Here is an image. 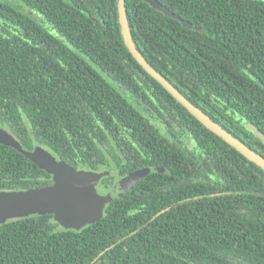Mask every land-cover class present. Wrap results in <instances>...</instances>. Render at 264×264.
I'll return each mask as SVG.
<instances>
[{
  "label": "trees",
  "instance_id": "1",
  "mask_svg": "<svg viewBox=\"0 0 264 264\" xmlns=\"http://www.w3.org/2000/svg\"><path fill=\"white\" fill-rule=\"evenodd\" d=\"M158 1L178 18L126 0L141 56L264 159L249 128L264 136V0ZM0 127L72 169L109 172L102 194L151 171L80 231L53 215L0 225V264H264V170L136 61L118 0H0ZM52 185L0 143V192Z\"/></svg>",
  "mask_w": 264,
  "mask_h": 264
},
{
  "label": "water",
  "instance_id": "2",
  "mask_svg": "<svg viewBox=\"0 0 264 264\" xmlns=\"http://www.w3.org/2000/svg\"><path fill=\"white\" fill-rule=\"evenodd\" d=\"M145 1L170 17L178 18L158 0ZM118 12L124 42L143 69L208 130L264 170V159L261 156L246 147L240 140L233 137L190 103L141 56L134 44L130 31L126 13V0H118ZM181 22L185 27L193 28L191 24L182 20ZM249 128L264 140V136L258 133L254 126L250 125ZM0 143L20 151L39 168L50 174L53 179V185L44 190L0 192V225L6 224L11 220L53 215L55 221L63 228L80 231L89 225L100 222L104 218L106 207L109 204L124 196L146 175L151 173L147 169L139 170L119 180L106 194H101L98 187L102 180L110 175L109 172L72 169L46 149L27 150L10 132L1 127Z\"/></svg>",
  "mask_w": 264,
  "mask_h": 264
},
{
  "label": "flooded vegetation",
  "instance_id": "3",
  "mask_svg": "<svg viewBox=\"0 0 264 264\" xmlns=\"http://www.w3.org/2000/svg\"><path fill=\"white\" fill-rule=\"evenodd\" d=\"M127 176H128V175H127ZM123 178H124V177H123ZM121 179H122V178H121ZM121 179H119V180H121ZM119 180H117V181L115 182V184H116ZM101 183H102V182H101ZM101 183H100V185H101ZM115 184L113 185V187L115 186ZM100 185H99V187H100ZM99 187H98V189H100Z\"/></svg>",
  "mask_w": 264,
  "mask_h": 264
},
{
  "label": "rangeland",
  "instance_id": "4",
  "mask_svg": "<svg viewBox=\"0 0 264 264\" xmlns=\"http://www.w3.org/2000/svg\"><path fill=\"white\" fill-rule=\"evenodd\" d=\"M39 17V16H38ZM41 18V17H40ZM99 190V189H98ZM99 192H100V190H99ZM101 193V192H100ZM102 194V193H101Z\"/></svg>",
  "mask_w": 264,
  "mask_h": 264
}]
</instances>
